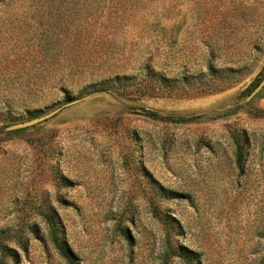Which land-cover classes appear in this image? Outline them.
<instances>
[{"label": "rangeland", "instance_id": "1", "mask_svg": "<svg viewBox=\"0 0 264 264\" xmlns=\"http://www.w3.org/2000/svg\"><path fill=\"white\" fill-rule=\"evenodd\" d=\"M151 57L232 85L86 90ZM263 78L264 0H0V259L68 264L51 214L78 264H264V90L247 101Z\"/></svg>", "mask_w": 264, "mask_h": 264}, {"label": "trees", "instance_id": "2", "mask_svg": "<svg viewBox=\"0 0 264 264\" xmlns=\"http://www.w3.org/2000/svg\"><path fill=\"white\" fill-rule=\"evenodd\" d=\"M151 62L152 57L144 65L141 76L117 74L114 77H107L103 79L100 83L86 87V90L90 91V93H114L117 91H123L148 97H162L164 95L170 96L174 95L175 93H182L186 96H195L206 93H216L232 85L230 83L225 85L222 77L224 70H219L213 65L208 66L207 73L172 77L166 72L156 70L152 66ZM63 91L65 93V99L70 100L71 94L69 91L65 90L64 88ZM27 112L29 114H35L38 111L27 110ZM143 113L148 117L158 119V115L152 111L144 110ZM179 121H184V119ZM242 156L243 154L240 152V154H238V162L240 164L242 163ZM45 220L50 228V239L59 254L66 260L68 264H78L74 251L61 235L60 226L56 216L47 214L45 216ZM2 251L3 256L0 259V264H4L7 259L17 262L18 254L15 251L10 250L6 246H3ZM176 255L183 260L190 261L193 259V255L195 254L192 251L184 248L180 249Z\"/></svg>", "mask_w": 264, "mask_h": 264}, {"label": "water", "instance_id": "3", "mask_svg": "<svg viewBox=\"0 0 264 264\" xmlns=\"http://www.w3.org/2000/svg\"><path fill=\"white\" fill-rule=\"evenodd\" d=\"M264 90V78L263 80L260 82V84L257 86V88L249 95L247 101H251L252 99H254L257 95H259L262 91ZM90 97H85V98H82V99H79V100H74V101H71L61 107H59L58 109H56L55 111L45 115V116H42V117H39V118H36V119H33V120H30L28 122H24V123H20V124H16V125H13V126H10L7 128V131H17V130H22V129H26V128H29V127H34L36 125H39L41 123H44L52 118H54L55 116H57L60 112L64 111L65 109L67 108H70V107H73V106H76L86 100H88ZM140 112H143L141 110H139Z\"/></svg>", "mask_w": 264, "mask_h": 264}]
</instances>
